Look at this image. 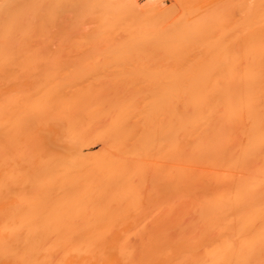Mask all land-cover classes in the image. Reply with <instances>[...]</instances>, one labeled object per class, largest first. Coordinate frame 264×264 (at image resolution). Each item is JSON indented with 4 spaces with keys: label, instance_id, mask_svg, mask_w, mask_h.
Listing matches in <instances>:
<instances>
[{
    "label": "bare ground",
    "instance_id": "obj_1",
    "mask_svg": "<svg viewBox=\"0 0 264 264\" xmlns=\"http://www.w3.org/2000/svg\"><path fill=\"white\" fill-rule=\"evenodd\" d=\"M64 1L0 0V264H264V26L209 46L120 1L117 47L65 55Z\"/></svg>",
    "mask_w": 264,
    "mask_h": 264
},
{
    "label": "rangeland",
    "instance_id": "obj_2",
    "mask_svg": "<svg viewBox=\"0 0 264 264\" xmlns=\"http://www.w3.org/2000/svg\"><path fill=\"white\" fill-rule=\"evenodd\" d=\"M66 1H64V2H66ZM74 1H76V2H74ZM117 1L118 0H95V2H94V0H70V1L68 0L66 3L62 2L61 4H58V5H56V3H54V2H52L51 4H49L51 7L48 6L49 9H51V8L54 9V10L51 9V11L49 10L51 12L50 13V16H51L50 18L51 19L49 18L45 22L46 23V29H45L46 31L45 30L44 31H45V33L47 32L46 34L48 35V38H47V42L48 43L46 42V46L50 50L53 48L52 49L53 51L51 50L52 52H54L55 48H56L57 51H60V53H63V54H65V52L66 53L68 52L67 49L69 50V52H68L69 54L71 52L72 53L77 52V54H78L79 53L78 51L81 48H83L85 46V44H89V45L91 44L90 46L86 45V46L89 47V48L87 47V49H91L92 45H95V46H92L93 49L99 48L100 45H101V47H104V48H105L106 45H108L106 47H110L111 46L110 48H114V47L118 46V43H117V41H118L117 38L118 37L122 38L120 36H122V35L125 36L126 35L125 36V38H126L128 36L125 33L127 31L124 30L125 31L124 34L121 32V31H123V27H124L122 24L127 23L128 25H130L132 23V25L134 26L135 24H133V23H138V21L146 20V19L157 20V21H165V22L168 23L169 26H175L176 27L175 29L170 30V31H166V32H175L177 34L191 32L194 35H196L197 37L199 36L200 38H203L201 36L205 37V36L208 35L210 38L209 37L205 38V40L208 39V41H204V45H207V43L210 41L208 43L209 46H210V44L211 45H216V46L219 45V44L216 43V42L219 43V41L216 39L217 37L220 40V42H223V43H220L221 46H222L224 44V42H225L224 40L228 41V39H226V38H228V36L234 37L233 35H241V34L252 33L254 31L258 30V28L264 26V1L259 2V3H257V0H131V1L130 0H128V1L119 0L118 2ZM120 1H122L124 4H126V6H127V3L129 1L131 3L133 2V4H131V5L132 6L134 5L133 8L135 7V11H134L135 14H134V16L129 17L130 16L129 14H128L129 15L128 16L126 13H124L131 20H129L128 18L124 17V14H122L124 19L122 18V16L121 17L118 16V17H119L120 20L123 19L122 21H124V23L121 22L119 19H117L118 20L117 22L113 23V21H111L112 20L111 18H114L116 14L113 13L114 12L113 11L112 12V17L110 18L111 15L105 13L107 11L106 10L107 9L106 8V4H109V5L111 3L113 5L115 3L119 4ZM77 2H79V3L77 4ZM129 3H128V7H126L127 10L130 9L129 8V6H130ZM88 4L89 5L92 4V5L89 6ZM120 4H122V3H120ZM124 4H122V5H124ZM76 5H77V7H76ZM79 5H81L82 8ZM61 6L63 8H61ZM75 7H76V9L74 10L73 8H75ZM118 7L119 6H117V10H118ZM57 8L58 9L61 8V10L59 9L61 12L60 11L57 12L56 11V10H58ZM120 10H122V9H120ZM151 10L153 12V15L146 16L147 15L146 12H150ZM63 11H64V13H63ZM66 11H69L70 13H68ZM61 13H63V15ZM87 13H90V15L88 16ZM122 13H123V11H122ZM58 14H61L59 16L63 17V19H61L62 17L59 18V16H58V19H59L58 21L61 24H63V26L61 25L59 28H57L59 25L55 24V22L57 21V19H56L57 16L56 15H58ZM72 14H74V17L69 16V18H68V16H66V15H72ZM113 14H115L114 17H113ZM38 15L39 14L37 13V16ZM77 15H79L80 17L78 16L79 17L78 18ZM90 16H91V18H89ZM64 17H67V18H65V20H66V22H68V26L66 28H68L70 26L71 28L73 27L72 29L74 30V27H75V30L71 33L72 35L71 34L69 35V32H71L72 30H68L67 31V29L66 30L64 29L65 28ZM96 17L98 18L97 21L100 22V23L98 22V24L102 27L100 30H102L104 28L105 30H107V32H105V30H102V31L98 30L99 27H96L97 26V21L95 23V20L97 19ZM118 17H116V18H118ZM71 18H73V19L71 20ZM75 20H76V22H75ZM79 20L81 22L84 21L83 22L84 24L81 23ZM71 21H73V23ZM114 21H116V20L114 19ZM128 21H130V24L128 23ZM92 23H94V24H92ZM82 24L85 25V26H83ZM89 24H90V26H89ZM119 24L122 26L121 29H120L121 26H119ZM49 25H51V26H49ZM93 26H95V27H93ZM61 27L63 29L60 30ZM117 28H119V29L116 31ZM54 29H55V31H54ZM68 29H70V28H68ZM84 29H86V30H84ZM89 29H90V31H89ZM112 29H113V32L115 30L117 32V34L116 33H112L111 32ZM82 30L85 31L86 35L85 34H83L82 36L80 35V32ZM93 30L96 31V33ZM84 31H83V33H84ZM75 32L78 33V35H77L78 37L76 36ZM89 32H91L90 36L94 34L93 37L92 36L91 37L88 36ZM218 32H220V33H218ZM96 34H98V36H99L97 39L95 37V36H97ZM115 34H116V36L119 35V34H122V35L117 36V38H115V37H113ZM210 34L212 36H214V38H212V36H210ZM64 35H65V37H64ZM100 35H102L103 37H101ZM110 35H112V36H110ZM216 35H217V37H215ZM220 35L222 36V38L225 35H227V37L225 36L224 40H222V38L221 39L219 38V37H221ZM80 36H81V38H79ZM56 37H57V39H56ZM82 37H83V40L81 42V40L79 41V39H82ZM70 38H72V40ZM75 38H76V40H78V42H80L79 44H81V46L78 45V43L76 42ZM110 38H112V39H110ZM181 38L182 37L173 38L172 40H170L171 38H168V39H166L167 41H163V42L159 41V43H164V44H166V46H168L170 44L169 47H171V43H170L171 41H172V43L174 42V44H175V41L179 42L177 40H180V42H181V40L185 41L187 39V38L186 39L185 38L181 39ZM198 38H196V42H197ZM200 38L198 40H200L201 43H202L203 41ZM63 39L64 40L66 39V42L63 41ZM89 39L92 40V42H90ZM94 39L96 40V44H95V40ZM130 39H131V37H130ZM174 39H175V41H173ZM210 39H212V40H210ZM213 39H215V40H213ZM112 40L113 41L116 40V41L113 42ZM150 40L151 39H149L148 41L147 40L141 41V43H139L138 45L140 47L148 48V47L151 46V45L147 46V44L149 45V43L151 42ZM62 41H63V43L65 42L67 44L66 46H68L65 50H64L65 44H62ZM98 41L99 42L101 41V42L99 43ZM124 41H126V40H124ZM128 41H130V40H128ZM108 42H110V43H108ZM51 45H53V46L51 47ZM82 45H84V46H82ZM102 45H105V46H102ZM74 46L75 47L77 46V48H75ZM86 46L84 47V49L86 48ZM152 46L159 47L158 44L157 45H152ZM221 46L219 45V47H221ZM74 49H76V50H74ZM77 49H78V51H77ZM82 51H83V49H82ZM67 62H69V61H67Z\"/></svg>",
    "mask_w": 264,
    "mask_h": 264
}]
</instances>
